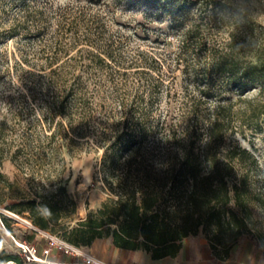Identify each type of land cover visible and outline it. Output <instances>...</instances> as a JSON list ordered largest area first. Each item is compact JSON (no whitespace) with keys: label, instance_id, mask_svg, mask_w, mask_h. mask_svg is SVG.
I'll return each mask as SVG.
<instances>
[{"label":"rangeland","instance_id":"obj_1","mask_svg":"<svg viewBox=\"0 0 264 264\" xmlns=\"http://www.w3.org/2000/svg\"><path fill=\"white\" fill-rule=\"evenodd\" d=\"M233 37L252 53L264 44V0H0V214L12 235L36 246L40 257L45 240H30L28 213L8 206L56 176L78 201L74 221L108 197L100 172L103 150L82 141L68 152L60 139L46 138L48 126L54 128L59 119L55 102L80 72L94 96L91 124L98 131L121 115L122 98L130 103L135 94L155 121L165 116L172 121L187 92L205 88L213 104L224 94L227 80L206 69V54ZM98 50L113 56V67L92 61L91 51ZM142 69L159 74L160 86L154 87L155 78ZM256 93L248 90V96ZM228 96L235 100L237 92ZM227 142H238L257 159L245 161L251 168L255 227L239 244L247 241L264 259V130L245 129ZM18 148L19 164L10 158ZM1 227L5 249L22 257Z\"/></svg>","mask_w":264,"mask_h":264},{"label":"trees","instance_id":"obj_2","mask_svg":"<svg viewBox=\"0 0 264 264\" xmlns=\"http://www.w3.org/2000/svg\"><path fill=\"white\" fill-rule=\"evenodd\" d=\"M105 53L91 51L92 61L113 67V56ZM206 60L207 70L227 80L214 104L209 92L199 88L186 93L172 121L170 116L155 121L150 107L141 105L143 97L135 94L130 103L122 98L121 115L100 131L91 124L94 96L80 72L55 102L59 119L54 128L48 126L46 138L60 139L68 152L82 141L103 150L100 172L108 197L85 219L74 221L78 201L56 176L8 208L21 206L16 213L27 212L35 232L56 235L76 247L111 236L113 246L144 250L159 259L175 256L186 237L202 231L211 248L227 257L255 227L251 168L245 161L257 159L238 142L227 141L245 129L264 130V44L252 53L233 37L210 48ZM150 71L141 73L154 77ZM154 78L153 86H160L161 76ZM250 89L257 93L248 96ZM232 90L237 92L235 100L228 96ZM18 153L19 148L10 156L17 164ZM3 160L0 150V163ZM0 218L13 234L5 215ZM4 234L0 223V262L27 264L5 249Z\"/></svg>","mask_w":264,"mask_h":264},{"label":"crops","instance_id":"obj_3","mask_svg":"<svg viewBox=\"0 0 264 264\" xmlns=\"http://www.w3.org/2000/svg\"><path fill=\"white\" fill-rule=\"evenodd\" d=\"M30 240H45V248L40 250V259L33 264H84V259L57 248L49 247L45 234L41 231H31ZM25 234V233H24ZM26 237V236H25ZM112 238H96L91 245L80 249L108 264H264L260 251L254 249L246 241L238 248L231 250L227 257L217 254L210 240L202 233L191 234L184 239L180 250L175 256L159 259L151 257L144 250L130 251L112 245Z\"/></svg>","mask_w":264,"mask_h":264},{"label":"built area","instance_id":"obj_4","mask_svg":"<svg viewBox=\"0 0 264 264\" xmlns=\"http://www.w3.org/2000/svg\"><path fill=\"white\" fill-rule=\"evenodd\" d=\"M24 221L27 224H29L30 226H32L30 221L25 220V219H24ZM0 223L2 224V226H4L1 219H0ZM43 233L45 234V237L48 240L49 247L57 248V249L65 252V253H70V254H74L77 256H81L84 259V264H108V263H105V262L95 258L91 254L83 252L79 247H76V246L66 242L65 240H63L62 238H60L56 235H51V234H48L45 232H43ZM10 235L12 236L14 241L19 245L21 256L23 258H25L26 261H38L40 259L37 255L36 246L29 243L27 240L19 241L12 234H10ZM48 264H51V263H48Z\"/></svg>","mask_w":264,"mask_h":264},{"label":"bare ground","instance_id":"obj_5","mask_svg":"<svg viewBox=\"0 0 264 264\" xmlns=\"http://www.w3.org/2000/svg\"><path fill=\"white\" fill-rule=\"evenodd\" d=\"M0 264H17L14 261H1Z\"/></svg>","mask_w":264,"mask_h":264}]
</instances>
